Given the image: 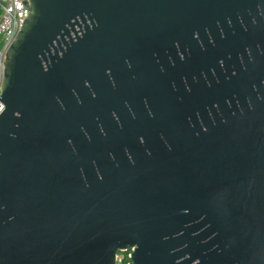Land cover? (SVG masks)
Listing matches in <instances>:
<instances>
[{
	"label": "water",
	"instance_id": "obj_1",
	"mask_svg": "<svg viewBox=\"0 0 264 264\" xmlns=\"http://www.w3.org/2000/svg\"><path fill=\"white\" fill-rule=\"evenodd\" d=\"M22 3L1 83L0 264H118L129 249L128 264H264V0ZM121 23L214 39L200 60L229 55L234 73L191 98L210 114L137 136L76 130L90 61ZM126 144L153 176L88 174Z\"/></svg>",
	"mask_w": 264,
	"mask_h": 264
},
{
	"label": "flooded vegetation",
	"instance_id": "obj_2",
	"mask_svg": "<svg viewBox=\"0 0 264 264\" xmlns=\"http://www.w3.org/2000/svg\"><path fill=\"white\" fill-rule=\"evenodd\" d=\"M214 45V39L207 34L171 38L151 29L130 30L123 23L115 29L106 27L100 58L90 61L82 117L76 130H94L101 137L107 135V130L116 133L133 130L137 136L139 130H170L177 124L176 120L181 127V117H186L185 123L191 126V113L200 117L202 110L199 109L203 107L191 106V98L203 87L217 82L220 74L227 77L234 73L229 55L214 62L200 60ZM208 108L205 105L203 112L210 114ZM137 142L140 148L135 154L149 156L141 136ZM129 144L122 151L109 150V159L103 162L90 160L88 174L102 177L116 172L128 177L153 176V161L133 157ZM121 154L126 158L116 159Z\"/></svg>",
	"mask_w": 264,
	"mask_h": 264
},
{
	"label": "built area",
	"instance_id": "obj_3",
	"mask_svg": "<svg viewBox=\"0 0 264 264\" xmlns=\"http://www.w3.org/2000/svg\"><path fill=\"white\" fill-rule=\"evenodd\" d=\"M26 12L22 0H0V97L5 54L23 24ZM4 109L5 106L0 100V114Z\"/></svg>",
	"mask_w": 264,
	"mask_h": 264
},
{
	"label": "trees",
	"instance_id": "obj_4",
	"mask_svg": "<svg viewBox=\"0 0 264 264\" xmlns=\"http://www.w3.org/2000/svg\"><path fill=\"white\" fill-rule=\"evenodd\" d=\"M130 252L131 250L129 249L126 252L119 253V255L122 256V259L118 262V264H128L130 262V257H129Z\"/></svg>",
	"mask_w": 264,
	"mask_h": 264
},
{
	"label": "rangeland",
	"instance_id": "obj_5",
	"mask_svg": "<svg viewBox=\"0 0 264 264\" xmlns=\"http://www.w3.org/2000/svg\"><path fill=\"white\" fill-rule=\"evenodd\" d=\"M121 258V256L119 255L118 259ZM119 262V261H118Z\"/></svg>",
	"mask_w": 264,
	"mask_h": 264
}]
</instances>
